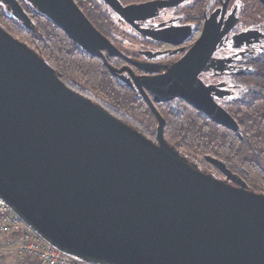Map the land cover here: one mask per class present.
I'll list each match as a JSON object with an SVG mask.
<instances>
[{
    "label": "water",
    "instance_id": "1",
    "mask_svg": "<svg viewBox=\"0 0 264 264\" xmlns=\"http://www.w3.org/2000/svg\"><path fill=\"white\" fill-rule=\"evenodd\" d=\"M0 1L34 30L17 0ZM26 1L114 77L123 72L103 52L122 54L74 0ZM100 1L134 27L163 8ZM229 31L220 33L211 19L166 73L134 76L158 124L154 142L69 88L0 26V199L51 246L93 264H264V194L214 158L204 160L226 180L182 156L166 141V121L156 108L182 100L239 132L214 101L213 87L199 78ZM144 34L171 43L165 32Z\"/></svg>",
    "mask_w": 264,
    "mask_h": 264
},
{
    "label": "trees",
    "instance_id": "2",
    "mask_svg": "<svg viewBox=\"0 0 264 264\" xmlns=\"http://www.w3.org/2000/svg\"><path fill=\"white\" fill-rule=\"evenodd\" d=\"M77 4L100 30L104 25L112 29V17L99 6V1L77 0ZM25 11L34 30L26 29L1 5L0 26L38 51L69 88L91 99L92 95L73 86L72 81H82L92 93L111 103L112 106H103L109 113L149 140L157 141L156 135L148 131L150 119L153 121L154 116L135 92L121 84L101 59L91 58L83 52L47 18L31 7H25ZM255 68L258 72L250 80L249 109L243 113L242 105H236L240 109L238 133L216 125L182 100L158 105L157 109L166 121V141L182 156L194 163H197L195 156L214 158L240 176L248 186L264 189V62L259 61ZM198 166L205 167L206 162Z\"/></svg>",
    "mask_w": 264,
    "mask_h": 264
},
{
    "label": "flooded vegetation",
    "instance_id": "3",
    "mask_svg": "<svg viewBox=\"0 0 264 264\" xmlns=\"http://www.w3.org/2000/svg\"><path fill=\"white\" fill-rule=\"evenodd\" d=\"M17 1L24 10L31 7L26 0ZM74 1L77 4V0ZM97 1L109 16L116 17L128 28V46L120 47L113 40V29L104 25L100 30L90 21L122 54V57H110L103 52L112 67L123 70L116 79L142 101L144 98L135 85L134 76L150 78L166 73L201 38L207 21L212 19L220 33L229 28L211 58V67L199 78L207 87H213L214 101L236 122L240 115L236 105H242V112H247L251 77L258 72L255 68L257 63L264 62V3L261 0H119L125 7L163 3V8L152 14L153 17L136 22L135 27L123 21L102 1ZM1 4L7 9L5 4ZM182 31L186 36L178 35ZM144 32H165L171 43L158 41ZM178 42L180 44H173ZM158 105L161 104H156V108ZM222 178L226 180L224 176ZM248 187L258 192L255 187Z\"/></svg>",
    "mask_w": 264,
    "mask_h": 264
},
{
    "label": "built area",
    "instance_id": "4",
    "mask_svg": "<svg viewBox=\"0 0 264 264\" xmlns=\"http://www.w3.org/2000/svg\"><path fill=\"white\" fill-rule=\"evenodd\" d=\"M13 252L20 264H93L51 246L0 199V255Z\"/></svg>",
    "mask_w": 264,
    "mask_h": 264
},
{
    "label": "rangeland",
    "instance_id": "5",
    "mask_svg": "<svg viewBox=\"0 0 264 264\" xmlns=\"http://www.w3.org/2000/svg\"><path fill=\"white\" fill-rule=\"evenodd\" d=\"M0 5L7 13L10 14V12L1 4V2H0ZM105 13L107 15H109V13H107V12H105ZM112 21L114 23V25H112L113 26L112 29L114 30V34H115V37L113 39L114 42L120 47L128 46V43H126L127 41H129V36L127 35L128 34L127 33L128 32V28L125 25H123L122 23L118 22L116 17H112ZM15 38L19 39L23 43H26L31 49H33L37 54H39L38 51H36L34 48H32L27 42L23 41L20 37H15ZM72 83H74L73 86L76 89L79 88L81 92L85 91V93H89L90 96L92 95L91 99L94 100L95 103H98V104H100L102 106H112L111 103L108 100H106L104 97L99 96L96 93H92L82 81H80V80L75 81V82L72 81ZM150 121H151V126H150L148 131L151 134H155L156 137H157L158 124H157L155 119L153 121H152V119H150ZM154 142H157V141H154ZM195 158L197 159V163L196 164L205 163L203 157L195 156ZM200 169L204 173L210 174V175H212V176H214V177H216V178H218L220 180H224L222 178V175H220L218 173V171H216L213 167H211L207 163H206L205 167L202 166V167H200ZM255 188L258 189L257 193L264 194V189L263 188H258V187H255ZM0 264H20V262H19V260H18V258L16 256V254L13 252L11 254H1L0 255Z\"/></svg>",
    "mask_w": 264,
    "mask_h": 264
}]
</instances>
